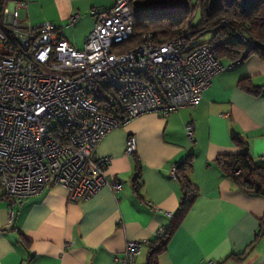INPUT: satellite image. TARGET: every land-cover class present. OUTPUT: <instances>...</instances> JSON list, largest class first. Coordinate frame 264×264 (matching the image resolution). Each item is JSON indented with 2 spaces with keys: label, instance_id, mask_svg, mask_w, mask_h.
<instances>
[{
  "label": "crops",
  "instance_id": "0c3cea01",
  "mask_svg": "<svg viewBox=\"0 0 264 264\" xmlns=\"http://www.w3.org/2000/svg\"><path fill=\"white\" fill-rule=\"evenodd\" d=\"M16 2L25 3L19 9L25 24L51 22L76 49L92 30L91 10L113 4L11 0L9 6ZM242 78L257 93L241 89ZM187 125L193 127L192 139ZM128 136L136 139L131 155L125 152ZM233 136L244 138L253 160L264 164V57L258 54L221 70L195 107L167 116L145 113L108 132L91 158L110 157L106 175L120 184L117 191L105 186L71 202L65 187L49 184L13 206L12 223L9 202L0 199V264H122L127 240L144 242L135 264H146L150 242L170 226L185 196L171 170L189 154L188 179L198 195L158 264H264V196L236 185L219 164L221 156L241 151Z\"/></svg>",
  "mask_w": 264,
  "mask_h": 264
},
{
  "label": "built area",
  "instance_id": "2783aa9c",
  "mask_svg": "<svg viewBox=\"0 0 264 264\" xmlns=\"http://www.w3.org/2000/svg\"><path fill=\"white\" fill-rule=\"evenodd\" d=\"M24 6L8 4L0 28V199L9 202V223L15 204L49 184L65 187L71 202L105 186L117 191L120 184L106 175L110 157L91 158L106 134L145 113L167 116L195 107L215 76L235 63H223L186 29L168 41L148 32L117 53V45L133 35L131 0L91 10L95 19L82 49L61 38L51 22L25 24L19 17ZM192 132L187 125L190 139ZM135 151L136 139L128 136L125 152ZM143 245L127 240L121 263L135 264Z\"/></svg>",
  "mask_w": 264,
  "mask_h": 264
},
{
  "label": "trees",
  "instance_id": "16d2710c",
  "mask_svg": "<svg viewBox=\"0 0 264 264\" xmlns=\"http://www.w3.org/2000/svg\"><path fill=\"white\" fill-rule=\"evenodd\" d=\"M11 0H0V28H3V10ZM180 0H131L133 11V35L120 42L117 53H124L141 42L142 36L148 32L156 41H168L178 37L186 29L195 38L208 34L205 41L215 51L217 58L236 62L246 59L250 54L264 57V0H260L251 10L242 8L239 0H181L184 5L176 13L167 12ZM151 4L159 9L153 13H141V5ZM138 10V12L136 11ZM198 17L197 21H194ZM237 34L248 40L243 42ZM247 78H242L238 86L248 92L257 93ZM108 99L117 103L111 89H106ZM107 99V100H108ZM232 141L241 151L220 157L219 164L225 174L239 187L264 196V164H257L250 152L247 141L241 136H233ZM192 155L175 167V176L184 191L176 215L170 226L162 229V235L150 242L146 264H158V256L166 250L168 240L179 226L185 214L195 201L198 191L188 179L192 168ZM138 187H136L137 190ZM264 221V220H262ZM264 224V223H263Z\"/></svg>",
  "mask_w": 264,
  "mask_h": 264
},
{
  "label": "rangeland",
  "instance_id": "374dc122",
  "mask_svg": "<svg viewBox=\"0 0 264 264\" xmlns=\"http://www.w3.org/2000/svg\"><path fill=\"white\" fill-rule=\"evenodd\" d=\"M192 2L195 3L196 0H191ZM184 3L183 1H177L175 2L169 9L167 12L169 13H176L179 9H181V7H183ZM159 9V7H154L151 4H146V5H141L140 7V12L141 13H153L155 11H157ZM138 12V10H136ZM198 17L195 18L194 21H197ZM208 34H203L199 37H195V39L197 41H205L208 38Z\"/></svg>",
  "mask_w": 264,
  "mask_h": 264
},
{
  "label": "water",
  "instance_id": "95a60500",
  "mask_svg": "<svg viewBox=\"0 0 264 264\" xmlns=\"http://www.w3.org/2000/svg\"><path fill=\"white\" fill-rule=\"evenodd\" d=\"M235 0H228V2H232ZM260 0H239L242 8L246 11L251 10Z\"/></svg>",
  "mask_w": 264,
  "mask_h": 264
}]
</instances>
